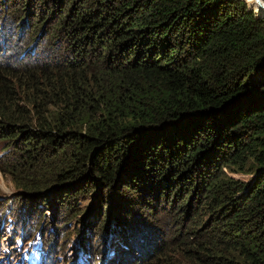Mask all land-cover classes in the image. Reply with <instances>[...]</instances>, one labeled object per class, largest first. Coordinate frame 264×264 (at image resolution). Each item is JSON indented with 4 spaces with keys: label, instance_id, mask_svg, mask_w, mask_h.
<instances>
[{
    "label": "trees",
    "instance_id": "1",
    "mask_svg": "<svg viewBox=\"0 0 264 264\" xmlns=\"http://www.w3.org/2000/svg\"><path fill=\"white\" fill-rule=\"evenodd\" d=\"M15 2L34 42L0 49V171L21 200L70 222L90 199L88 229L148 249L115 264H264V8Z\"/></svg>",
    "mask_w": 264,
    "mask_h": 264
},
{
    "label": "rangeland",
    "instance_id": "2",
    "mask_svg": "<svg viewBox=\"0 0 264 264\" xmlns=\"http://www.w3.org/2000/svg\"><path fill=\"white\" fill-rule=\"evenodd\" d=\"M15 1H7V8L0 7V23H4L0 26V49L18 52L19 62H24L28 57L21 54L23 45L31 39L34 31L31 24L20 27L18 23L16 26L20 7ZM1 150L2 144L0 156ZM22 197L21 190L0 171V264H115L121 257L127 260L139 256L138 251L148 250L135 243L134 236L128 237L129 240H124V243L119 242L120 238L116 235H106L105 230L97 229V225L88 229L87 222L99 224L97 218L87 220L88 214L94 213L88 198L82 201L85 211L79 220L64 222L56 219L46 205L41 208L38 200L31 203L21 200ZM127 245L130 246L125 248Z\"/></svg>",
    "mask_w": 264,
    "mask_h": 264
},
{
    "label": "water",
    "instance_id": "3",
    "mask_svg": "<svg viewBox=\"0 0 264 264\" xmlns=\"http://www.w3.org/2000/svg\"><path fill=\"white\" fill-rule=\"evenodd\" d=\"M254 2H256L258 5L264 8V6H262V4H264L262 0H254Z\"/></svg>",
    "mask_w": 264,
    "mask_h": 264
},
{
    "label": "bare ground",
    "instance_id": "4",
    "mask_svg": "<svg viewBox=\"0 0 264 264\" xmlns=\"http://www.w3.org/2000/svg\"><path fill=\"white\" fill-rule=\"evenodd\" d=\"M253 2H254V0H252ZM254 3H256V2H254Z\"/></svg>",
    "mask_w": 264,
    "mask_h": 264
},
{
    "label": "clouds",
    "instance_id": "5",
    "mask_svg": "<svg viewBox=\"0 0 264 264\" xmlns=\"http://www.w3.org/2000/svg\"><path fill=\"white\" fill-rule=\"evenodd\" d=\"M262 6H264V4H262Z\"/></svg>",
    "mask_w": 264,
    "mask_h": 264
}]
</instances>
